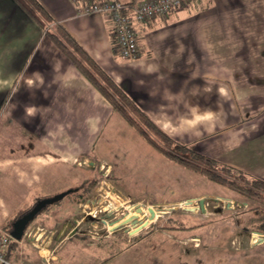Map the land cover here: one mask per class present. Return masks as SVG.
Returning <instances> with one entry per match:
<instances>
[{
  "label": "crops",
  "instance_id": "1",
  "mask_svg": "<svg viewBox=\"0 0 264 264\" xmlns=\"http://www.w3.org/2000/svg\"><path fill=\"white\" fill-rule=\"evenodd\" d=\"M36 1L50 19L46 28L64 29L165 133L264 179V0H187L140 28V53L129 61L113 54L102 16L76 15L68 0ZM115 117L38 24L13 0H0V228L9 234L17 210L49 197L60 178L94 160V140ZM66 213L63 220L50 212L34 217L20 241L11 238L7 260L264 264V226L225 230L221 221L209 229L216 222L199 213L183 218L180 230L95 238L74 232L77 214ZM106 244L120 247L107 253Z\"/></svg>",
  "mask_w": 264,
  "mask_h": 264
},
{
  "label": "rangeland",
  "instance_id": "2",
  "mask_svg": "<svg viewBox=\"0 0 264 264\" xmlns=\"http://www.w3.org/2000/svg\"><path fill=\"white\" fill-rule=\"evenodd\" d=\"M89 155L94 160L88 158L85 164L81 162L80 168L76 167L75 170H71L60 178V181L47 193L50 198L63 192L62 190L77 187L81 181L88 180L90 176H99L98 183L94 184L88 196L82 201L79 211L73 196L65 195L42 213L37 214L36 217L50 212L63 220L67 215L66 211L74 214H77L78 211L73 220L75 222H72L74 232L98 238L107 234L105 225H109L112 230L110 235L112 238H117L119 235H125L126 231L133 235L136 232L139 234L155 228L170 216H178L177 219L182 220L185 219V216L193 219L197 214L178 207L175 210H170L169 213H159L157 219L149 217L147 214L139 219L141 215L139 209L142 208L143 211H146L145 207L152 204L151 200L155 201V204L152 205H156L159 210L164 206L168 207L174 204V202L209 196L205 199L208 201V206L204 219L216 222L209 226V229L220 225L221 221H224L225 230L259 228L258 224L264 222V197L260 199L237 198L228 190L209 183L206 178L167 161L160 153L155 152L145 141H142L119 116L109 120V123L94 140ZM81 159H77L75 164ZM105 176L107 178H104ZM104 179L110 187L100 183ZM112 190L120 191L119 199L121 200L115 198V203H112L113 209L110 211L105 200L107 198L104 196L107 194L112 197ZM122 190L126 193H122ZM95 195L97 196L95 200L98 202L92 205V198ZM132 197L135 198L132 199ZM218 197L230 198L239 204V207H236L235 210L222 208L224 200L223 202L221 199L218 201L216 199ZM65 203H67V208L64 206ZM85 204L87 207H83ZM89 210L93 217L86 216L82 212ZM135 213L137 214L135 215ZM142 223H145V226L141 225ZM93 228L96 232L93 231ZM107 244L105 246L107 253L116 251L120 247L114 245L112 249Z\"/></svg>",
  "mask_w": 264,
  "mask_h": 264
},
{
  "label": "trees",
  "instance_id": "3",
  "mask_svg": "<svg viewBox=\"0 0 264 264\" xmlns=\"http://www.w3.org/2000/svg\"><path fill=\"white\" fill-rule=\"evenodd\" d=\"M18 8L33 21L36 22L41 30L44 31L54 43L61 48L68 59L75 66L77 71L84 76L87 82L98 90L100 95L105 98L109 107L119 116L123 122L136 135L145 141L155 152L160 153L167 161L181 166L184 169L206 178V180L217 187L228 190L237 198L260 199L264 197V179L248 175L240 169L224 164L205 153L196 150L192 143H186L176 140L168 133H165L147 114L138 107L135 102L125 94L123 89L116 84L107 73H104L99 66L92 62L86 52L77 44V42L59 25L46 29L47 21L50 19L47 13L36 0H13ZM46 24V26H45ZM104 178H107L106 176ZM98 177H89L88 180L81 181L77 187L66 189L65 195H72L76 205L81 204L80 199L88 196L92 186L98 181ZM64 195V196H65ZM152 203L155 201L151 200ZM47 205L40 213L46 210ZM30 208L17 210L16 218ZM79 209V207H78ZM178 216H170L162 225L146 230L148 233L153 229H183L185 228L182 220ZM185 219L188 217L185 216ZM264 221V220H263ZM171 225V227H169ZM263 228L264 222L258 224ZM10 226V224L8 225ZM136 234L134 237H136ZM141 236V235H140ZM138 236V237H140ZM133 238H130L132 240ZM16 243V241H12Z\"/></svg>",
  "mask_w": 264,
  "mask_h": 264
},
{
  "label": "built area",
  "instance_id": "4",
  "mask_svg": "<svg viewBox=\"0 0 264 264\" xmlns=\"http://www.w3.org/2000/svg\"><path fill=\"white\" fill-rule=\"evenodd\" d=\"M186 1L187 0H68V2L74 7L76 15L81 16L94 13L104 18L106 26L108 27V38L110 40V46L113 54L122 60L128 61L135 59L140 53V28L146 24H150L154 20L165 19L169 16L170 11L178 8ZM100 183L104 186L110 187L106 183L105 179ZM114 191L112 192V197L107 196V194L105 195L106 197L104 196V198L109 199L105 200L109 205L108 208L110 207L111 209L110 211L113 209L112 203H115L114 199L116 198L117 200H121L119 199V192ZM207 197L209 198V196H204L200 198H193L191 200L174 202V204L168 207L164 206L159 210L156 208V205H147V207H145L146 211H143L142 208L139 209L141 213L139 219L146 214L149 217L151 216L152 218L157 219L159 217V213H169L170 210H175L178 207L192 213H203L202 215H204L207 212L208 201L205 200ZM200 199L203 200V211L199 207ZM216 199L218 201L221 199L222 202L224 200L223 206H221L222 208L225 207L226 209L235 210L236 207H239V204L235 203L230 198L223 199L218 197ZM83 207H87V204ZM82 212H84L86 216L90 215L93 217L90 210L88 212ZM105 230V233L112 232L109 225H105ZM93 231L96 232L95 228H93ZM259 238V236H253L252 242H257ZM11 240L10 235L0 228V264H16L7 260L5 256V250Z\"/></svg>",
  "mask_w": 264,
  "mask_h": 264
},
{
  "label": "water",
  "instance_id": "5",
  "mask_svg": "<svg viewBox=\"0 0 264 264\" xmlns=\"http://www.w3.org/2000/svg\"><path fill=\"white\" fill-rule=\"evenodd\" d=\"M65 192L55 194L53 197H45L42 199L36 200L31 206L29 210L26 212L22 213L20 217L16 218L14 221H12L10 225V232L9 235L12 239L16 241L21 240V236L23 235L26 226L32 221L34 217L37 216L47 205H52L54 202L62 199L65 195ZM203 205V200H199V207L203 211L204 209L202 208Z\"/></svg>",
  "mask_w": 264,
  "mask_h": 264
},
{
  "label": "clouds",
  "instance_id": "6",
  "mask_svg": "<svg viewBox=\"0 0 264 264\" xmlns=\"http://www.w3.org/2000/svg\"><path fill=\"white\" fill-rule=\"evenodd\" d=\"M31 83H32V81H29V84H31ZM27 111H28L29 115H35V109L34 108L33 109H28Z\"/></svg>",
  "mask_w": 264,
  "mask_h": 264
},
{
  "label": "flooded vegetation",
  "instance_id": "7",
  "mask_svg": "<svg viewBox=\"0 0 264 264\" xmlns=\"http://www.w3.org/2000/svg\"><path fill=\"white\" fill-rule=\"evenodd\" d=\"M94 186V185H93ZM92 186V187H93ZM91 190V189H90ZM96 195L95 196H93V198H92V205H94V203H96V202H98V201H96L95 199H96ZM84 199H80V202L82 203V201H83ZM104 210V209H103ZM126 231V230H125ZM128 232V231H127Z\"/></svg>",
  "mask_w": 264,
  "mask_h": 264
}]
</instances>
